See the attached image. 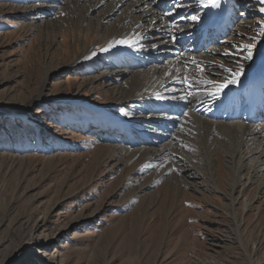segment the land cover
<instances>
[{
    "label": "rangeland",
    "instance_id": "rangeland-1",
    "mask_svg": "<svg viewBox=\"0 0 264 264\" xmlns=\"http://www.w3.org/2000/svg\"><path fill=\"white\" fill-rule=\"evenodd\" d=\"M244 1L215 45L241 70L264 40V0ZM65 2L0 0V264H264V171L248 169L258 154L238 182L187 111L166 141L150 140L167 131L150 125L165 91L148 83V63L129 64L143 51L108 45L116 28L136 26L119 25L122 10L102 20L100 8ZM201 51L203 66H221ZM166 144L169 156H157Z\"/></svg>",
    "mask_w": 264,
    "mask_h": 264
},
{
    "label": "bare ground",
    "instance_id": "bare-ground-1",
    "mask_svg": "<svg viewBox=\"0 0 264 264\" xmlns=\"http://www.w3.org/2000/svg\"><path fill=\"white\" fill-rule=\"evenodd\" d=\"M218 1L221 4L229 5L230 17L228 18L227 24H225V27H227L231 25V22H235L237 17L236 12H242L244 8L241 7L242 5L240 7L237 6L238 3H236V0ZM243 2L246 3L244 0ZM177 3L183 7L182 11H179V9L175 7L173 8L175 13H171L170 15L165 14L169 11V8L174 7ZM65 4L68 8H86L89 12L100 8L104 12L102 20H108L113 16L114 12L122 10L123 14L118 19L119 25H124L131 21L133 22L131 26L133 27L135 25L136 28L133 30L130 27L128 31H123L122 33L120 29L116 28L109 34L108 45L115 47L118 51H124L126 53L132 50V46L136 45L132 52L140 50L146 54L144 58L155 57L150 65H156L155 63L163 59H168L166 61L167 64H164L162 67L161 65L151 66L149 71L150 74L147 75L148 79L146 78L148 83L151 80V84L155 85V87H157L159 83V91H165L164 100H161L160 104L158 103L159 105L156 106L157 108L155 107L153 109L152 107L151 109L152 115L150 125L159 127L157 128L158 130H163V127L167 126V131L165 134L151 135L150 140L161 139V141H166L168 138L165 136L167 132H171V128H173L174 124H177L178 121H183L180 116L183 112L187 111L188 116L194 119L196 127H203L208 131L209 141H207L206 152L210 154L218 152V150L220 152L222 151L227 160L226 163L230 166H235L234 173L238 182L242 171L245 170L247 160L251 159L255 154H258L255 165H251L248 169H252L254 175L264 171V124H255L254 119L247 118V113H245L246 117L243 118L240 112L234 113L231 110L244 109L247 105H243L244 102H246V98H243L242 93L237 94L239 89L235 90L232 85L234 83L230 82L233 79L236 81L240 79L246 89L257 88L264 84V40L257 51L258 56L256 55L257 57L249 62V64L245 65V69L241 70V64L239 67L240 58H229L228 62H231L229 65L226 64L225 58L222 56L224 55L223 53L227 55L229 51L224 52L220 46H215L210 49L207 48L212 46L215 42L222 40L220 37L217 36L213 39L209 38L207 45L202 46L203 49L198 48L199 40H195L197 37V39L201 38V36L197 34L198 30L207 29L209 26L208 17L210 11H213L211 0H165V3L161 2V0H66ZM105 4H107L106 7H104ZM54 7V5H49L46 9L53 10ZM122 16L124 17L122 18ZM132 16L136 17L132 18ZM192 17H198V19H192ZM175 20L181 22L186 21V26L184 28L174 29L173 22H175ZM193 23L194 25H192ZM193 27L194 29H192ZM188 28H191L192 31L188 32ZM140 38L150 43L151 47L154 48L153 52L147 53V46L144 48L140 46ZM149 39L151 42H148ZM143 46L145 45L143 44ZM183 46H187L188 53L182 52ZM201 50L210 51L212 53L210 55L212 56L211 59L221 66L219 67L217 65L218 67L212 68L203 66L205 56L203 59L202 57H198L197 54V52ZM92 51L93 48H91L90 51H84L81 57H87ZM232 55L234 56L233 53ZM227 57L231 56L228 55ZM206 58L208 59V55ZM140 59L143 58L140 57ZM78 63L79 62H73V65L69 67H76ZM206 63H208L207 60ZM129 64L132 67H135L136 64L145 67L144 64L138 61H132L129 62ZM235 64H238V68L235 66L231 67ZM229 69L232 70V74L239 73V75H231ZM224 72L228 74L226 75ZM190 78H194L191 81L192 84L188 82ZM158 80L161 83L158 82ZM210 81L212 83H210ZM220 85H225V87L221 88ZM162 86H164L165 89H162ZM206 86L208 87L205 88ZM129 87L131 88L132 86ZM229 99H232L231 103H227ZM40 100H42V94L34 101L29 102L26 107H23L25 110H21L20 112H26L30 109L31 105L38 103ZM233 119H241L242 122H229ZM138 124L139 123H137V126ZM180 125L183 127V124ZM180 125L176 126L179 127ZM218 133L221 136L217 139L216 134ZM169 145L170 144H166V146L162 148L163 150L159 151L157 156H169ZM261 185V188H263L264 182ZM33 245L35 247L39 246L37 242H34ZM25 260L26 258H24V261ZM199 264H203V262Z\"/></svg>",
    "mask_w": 264,
    "mask_h": 264
},
{
    "label": "snow or ice",
    "instance_id": "snow-or-ice-1",
    "mask_svg": "<svg viewBox=\"0 0 264 264\" xmlns=\"http://www.w3.org/2000/svg\"><path fill=\"white\" fill-rule=\"evenodd\" d=\"M211 5H212L213 7H217V6H218L216 0H211ZM261 11H264V9H261ZM192 19H198V17H192ZM252 47H254V45H245V48H248V49H250V48H252ZM250 56H251V52H249V57H250ZM229 71L231 72L232 70L229 69ZM233 75L238 76L239 73H233ZM230 82H231V83H236V80L233 79V80H231ZM210 83H212V82L210 81ZM220 87L223 88V87H225V85H220Z\"/></svg>",
    "mask_w": 264,
    "mask_h": 264
}]
</instances>
